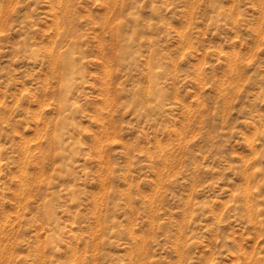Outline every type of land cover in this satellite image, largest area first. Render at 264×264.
<instances>
[{
  "label": "rangeland",
  "instance_id": "rangeland-1",
  "mask_svg": "<svg viewBox=\"0 0 264 264\" xmlns=\"http://www.w3.org/2000/svg\"><path fill=\"white\" fill-rule=\"evenodd\" d=\"M0 264H264V0H0Z\"/></svg>",
  "mask_w": 264,
  "mask_h": 264
}]
</instances>
